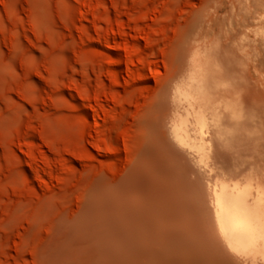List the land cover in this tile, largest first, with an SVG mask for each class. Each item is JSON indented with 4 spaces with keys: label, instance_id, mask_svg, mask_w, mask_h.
<instances>
[{
    "label": "rangeland",
    "instance_id": "rangeland-1",
    "mask_svg": "<svg viewBox=\"0 0 264 264\" xmlns=\"http://www.w3.org/2000/svg\"><path fill=\"white\" fill-rule=\"evenodd\" d=\"M262 38L264 0H0V264H131L114 258L116 197L132 204L134 227L160 206L171 159L199 188L179 196L203 247L200 204L209 217L214 179L264 174ZM207 56L234 58L246 76L239 97L263 100L241 99L239 145L233 124L203 129V166L173 143L171 95L191 58ZM232 144L257 165L237 177L224 166L239 155ZM190 239L182 244L192 251Z\"/></svg>",
    "mask_w": 264,
    "mask_h": 264
},
{
    "label": "bare ground",
    "instance_id": "bare-ground-1",
    "mask_svg": "<svg viewBox=\"0 0 264 264\" xmlns=\"http://www.w3.org/2000/svg\"><path fill=\"white\" fill-rule=\"evenodd\" d=\"M261 41L262 44L264 45V38H262ZM259 55L264 56V49ZM199 58L200 57L191 58V60L189 61L187 73L184 72L186 74L184 75V79L181 80V82L179 81L180 83L175 86L174 94L171 95L173 96V100H172L173 118L170 126V135L172 137L175 147H177L178 150L180 149L182 154L184 153L183 150L188 152L191 151V153L192 151L193 153L196 152L197 154L196 160L201 161V163L202 162L204 163V161L202 160L204 157L205 158L207 157L204 156L205 155L204 148L206 145L205 143L206 141L204 142L203 139L204 135L202 133L205 132V130L203 132V129H206L208 131L210 129V131L212 130L211 134L213 132L215 135L217 134L219 135L220 133L222 134V132L220 131L222 130L220 126H223L224 124L225 126H228L226 125L228 122V124H233L235 126L233 127L234 130L235 128L238 129L237 130L238 133L242 131V129L240 128L245 127L246 126L245 124L246 123L248 124V122L245 121L243 122L242 120L238 121V118L234 119L236 113L239 112L238 109L240 107L238 106L242 107V105L244 104L243 103L242 105H239L242 103V100L244 99L243 96H245L243 95L242 98H240L239 97L240 92L239 93L237 92L238 91L237 85H239L238 82L241 83L243 78L242 76L245 73L243 72L242 76L238 73V69L235 66L236 61H234L235 64L231 62L232 60H234V58L232 60L231 58H223L224 61L219 60V62L216 58H209V56H207L204 59H199ZM220 61L225 63V66H222L221 64L223 63H221ZM262 63L264 65V62ZM257 66L258 64L256 65V67ZM184 67H185L184 70H186V66ZM184 70H182V72ZM180 75L183 76L182 74ZM245 77L243 78V81H245ZM245 84L248 85L250 83L247 84L245 82ZM240 86L243 87L242 85ZM233 87L235 88V90L232 89ZM260 93L261 95L264 94L262 93V91ZM254 95L258 97L256 92ZM254 95L250 94L249 97L246 95L245 96L246 100L243 101L249 102V99H252L250 96L253 97ZM261 95L259 94L260 97ZM255 96L254 98H256ZM260 97L259 99H252V100L255 102V100H260ZM262 100L263 99H261L260 101ZM259 102H257V104H259ZM247 104L250 105L248 106L249 109L255 103L253 105L252 103H247ZM246 106L247 105H245L244 108H246ZM256 108L258 109L257 106H255V109ZM241 109L242 108H240V110ZM251 109L255 110L253 107L250 108L248 111H250ZM253 110L251 111L252 113L255 112ZM248 111H245V113ZM251 112H249V114L253 115ZM250 118H254V115L253 117ZM250 118L248 115L247 119L252 120ZM252 122L251 124H253ZM246 128H243L245 129V132H246ZM251 129L249 130L251 131ZM234 133L237 134L236 132ZM234 133H232L233 136L235 135ZM244 134L242 131V134L239 135L240 137H238L237 141L235 140L237 144L240 143L238 142L240 141V139L241 140L243 139L242 135ZM216 137L218 138V136H215V138ZM226 138L227 137L225 136V139ZM229 138L230 137H228L227 141H229ZM208 140H210V138ZM217 140L220 139L218 138ZM227 141H224V143L226 144ZM234 144H232V146L235 149L237 148L235 147L237 144L235 146ZM227 145L228 147L231 146V144H227ZM233 147H231V150H233ZM236 150L237 152H239L236 153L235 151L236 154L240 155L242 153L240 150H238V148ZM216 154L218 153L215 152L214 155ZM219 155L220 158L225 156L223 154V151ZM229 155L231 156V154ZM239 155H237V157L236 155L235 156L233 155L232 157L234 158H231L233 160L232 162L227 161L228 159L225 157L224 160L226 159V161L230 163L229 164L225 163V165L221 164L224 165L225 167H228L229 170L233 169L234 170L233 176L236 177L240 175L241 171H243L242 170L243 168L245 167L247 168V166L254 168L255 166H257L255 165L254 162H249L248 158L251 159V157L247 158L246 156H244V154L243 156L242 154L240 156ZM214 157L218 160L217 155ZM243 157H245V159L247 160L243 159ZM261 159L263 158L261 157ZM171 160L172 161H170V163L172 162V166L167 167L166 170L163 169L165 172L161 177V181L164 187V193L162 194V197L160 199V206H152V205L147 206V208L145 209V214L142 212L141 214L143 215L142 218L136 222V225L134 227L132 226L133 225L132 218L134 216H132L130 210L131 203H129L127 200L120 202L119 197H116L115 208H114L115 221L113 220L114 228H111L114 229V231L112 230L114 232L113 233L114 244L112 245H114V258L116 263H118L123 258V259H128L130 261L128 262L131 264H264V174L260 171L262 168L259 170L256 169L259 172L256 171L255 173L250 175H247V173H249L248 172L249 170L247 169L248 170L246 173L247 176H242L241 177L242 179L239 178L240 180L238 179L236 181L232 179L235 181L233 183H229L230 180L228 181V183L226 181L218 180L220 181V183L218 182L217 184L216 181V184H214L215 181L214 179L212 187L211 184L210 186L208 185L209 187H211L209 190L210 191L209 197L211 198V202H212V207H211L212 209H210V206L208 207V209L212 210V214L211 215L209 214V217H208V213H204L205 206L200 204L201 205L200 208H203L202 212L206 215V217L202 215L201 209H198L196 207L197 204L195 200L198 199L194 198L195 205L194 204L192 205L195 206L197 212L196 210L193 212H195V215L198 214V211L201 212L199 213L200 215L198 218L199 219L198 223L199 226L203 229V233L206 237V240L205 241L202 240V241L203 243L207 241V243L205 245L203 244L202 247L201 246L202 244L200 245L196 243L193 239H190L192 236V224L190 222L191 219L188 217L187 211L185 209L183 210L182 209L183 206H181L180 204V196L183 193H187V190H185L183 187L187 185L184 184V182H188V180H190L188 179L189 176L187 177L186 171L184 169L183 170L181 169V167L179 166L180 164H178V161H176L175 159H171ZM222 160L220 159V161L219 160L218 161L220 163L225 162V161L221 162ZM217 162H215L216 164L214 163L216 165L215 167H217L218 165V167L220 166L222 168V166ZM201 163L199 165H203V163L202 164ZM253 165L255 166L253 167ZM206 166L207 164H205V167ZM222 169H226V168H222ZM260 172L262 174H260ZM223 176L225 177V175ZM187 187L188 186H186V189H190V191L188 190V193L190 192L192 196H196L197 191L199 189L197 188L198 186L196 182L192 180L189 181L190 188ZM116 189H114L115 192L118 190ZM179 193L181 194L180 196ZM184 196L185 195L181 197ZM191 199L189 198L188 200ZM136 200L137 199H135V201ZM183 203L186 204L188 202L186 201ZM140 204L141 203H139V206ZM189 206H191V204ZM195 208L192 209L194 210ZM186 237L192 240L190 244L194 243L193 244L194 247H192V251L186 249L182 244L183 239ZM205 237L203 238L205 239Z\"/></svg>",
    "mask_w": 264,
    "mask_h": 264
}]
</instances>
